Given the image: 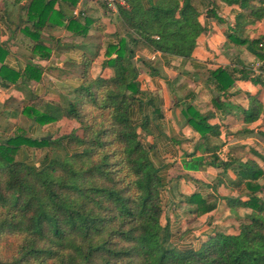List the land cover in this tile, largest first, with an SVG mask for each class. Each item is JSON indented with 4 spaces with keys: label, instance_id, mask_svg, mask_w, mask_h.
I'll return each instance as SVG.
<instances>
[{
    "label": "trees",
    "instance_id": "16d2710c",
    "mask_svg": "<svg viewBox=\"0 0 264 264\" xmlns=\"http://www.w3.org/2000/svg\"><path fill=\"white\" fill-rule=\"evenodd\" d=\"M79 0H28L29 19L37 31L43 24H63L62 4ZM117 18L121 29L116 42L105 50L102 73L91 74L93 59L84 57L82 83L59 107L60 115L42 114V123L65 118L77 127L54 140L32 139L24 134L0 139V264H264V170L254 160L233 157L220 160L215 154L196 157L194 151L184 167L198 171L206 166L232 170L229 180L234 198L214 195L185 201L195 219L215 211L220 200L238 217V210H250L237 234L213 232L198 249L179 248L172 243L169 224H163L164 184L149 151L141 141L133 109L142 103L139 70L133 64L140 49L192 59L205 28L202 15L223 19L216 2L236 7L238 12L228 40L262 61L264 72V0H121ZM106 10L105 6L99 0ZM56 3L59 7H56ZM76 19H81L76 18ZM71 20L86 33L90 22ZM71 23V22H70ZM256 33V36H251ZM145 61V60H144ZM107 69L113 74L108 75ZM36 79L41 71L28 67L26 74ZM245 72L221 66L208 72L214 86L210 97L215 109L231 113L222 102L232 96L230 89ZM17 78L21 75L16 73ZM217 92V95L214 94ZM244 123H254L263 112L262 104L251 98ZM151 102V101H150ZM188 123L209 146L219 127L211 124L212 110L202 113L192 105L185 109ZM160 117V116H159ZM66 142V144H64ZM40 147L58 144L71 152L60 160L49 154L38 165L21 158L22 145ZM264 162V155L254 152ZM211 158V159H209ZM196 181V180H195ZM202 184L215 192L225 180L218 175L213 184ZM215 231V230H214Z\"/></svg>",
    "mask_w": 264,
    "mask_h": 264
},
{
    "label": "crops",
    "instance_id": "0c3cea01",
    "mask_svg": "<svg viewBox=\"0 0 264 264\" xmlns=\"http://www.w3.org/2000/svg\"><path fill=\"white\" fill-rule=\"evenodd\" d=\"M27 4L28 0H0V136L8 138L24 134L37 140L51 136L56 139L63 120H67L63 118L43 124L41 115L61 114V111H57L60 110L59 107L49 108L51 104H62L65 99L71 98V92L81 85L84 57L93 59L91 74L94 78L102 73L106 47L109 43L116 42L115 33L121 29V24L118 14L110 13L118 24L104 42V36L96 29L101 23L103 27L107 24L108 11L99 0H79L75 7L71 2L61 5L63 24L58 22L48 28L45 23L36 31L35 21L29 19ZM216 5L217 14L223 22L204 15L200 17L205 33L199 39L192 59L140 49L134 60V65L139 70L140 88L146 91V95L141 98L142 103L134 107L133 119L139 126L141 141L152 153L151 159L164 184V204L167 207L163 220L170 226L172 243L182 249H198L207 236L214 232L213 221L212 224L204 225L199 237L188 226H183L184 221L194 217L189 213L191 206L187 204L185 197L199 191L205 198L216 194L221 197L230 194L234 198L239 195L237 192H230L228 181L237 178L232 170H228L226 174L228 176V172H231L233 176L227 179L222 176L225 183L215 192L211 188H204L202 184L198 185L196 181L210 183L218 177L221 169L212 166L198 171L185 169V161L190 159L188 155L194 151L196 157L210 155L206 150L209 146L206 147L199 133L188 123L184 112L188 104L202 113L214 111L215 116L209 122L219 127L220 136L215 139L222 141L224 145H232V149L224 153V147L221 146L220 149V146L214 144L217 147L215 154L220 160L233 156L241 158L243 162L247 159L254 160L262 168V163L264 164L254 154L256 150L248 147L254 141L250 137L253 131L263 136L261 144L264 147V126L262 129L256 126L260 123L264 125L263 63L248 52L245 46L235 45L228 40L227 34L234 24L238 9L220 1ZM56 7H59L58 3ZM80 17L81 19H76ZM84 17L90 22L86 33L81 32L71 21L84 24ZM259 29H264V20ZM251 36H256V33H251ZM221 66H231L238 72L245 70L249 77L259 80L254 84L250 79H239L230 89L231 98L220 97L222 102L232 108L230 114L215 109L210 97V88L213 91L214 86L209 81L208 72ZM28 67L41 71L38 79L29 73L26 77L22 76L26 74ZM106 71L108 75L113 74L112 69ZM16 73L21 77L17 78ZM251 98L262 104L263 112L256 122L244 123V112L250 108ZM70 125H74V122H70ZM54 128L56 135H52ZM239 148L241 151L237 152ZM42 149L39 145H22L21 158L38 165L33 162L32 155ZM65 149L71 152L69 148ZM242 150L245 152L242 153ZM251 152L256 158L252 157ZM47 154L49 153L45 157ZM260 154L264 155V152ZM209 177L210 180L206 179ZM219 207L220 201L217 208ZM215 211L197 220L205 221L208 216L213 217ZM245 213L250 211L246 210ZM179 242L183 243L177 245Z\"/></svg>",
    "mask_w": 264,
    "mask_h": 264
},
{
    "label": "rangeland",
    "instance_id": "374dc122",
    "mask_svg": "<svg viewBox=\"0 0 264 264\" xmlns=\"http://www.w3.org/2000/svg\"><path fill=\"white\" fill-rule=\"evenodd\" d=\"M106 16L108 17L107 24H105V26L103 27V24L101 23L99 26H97L98 29H96V31H99L100 34L102 36H104L103 37L104 38V42H106V39H105V38H107L106 36H108V34L110 32H113L115 30V26H117V24H118L116 18H114L110 14V12H108L106 14ZM25 124L21 123V125H25ZM238 126H239V124L236 125V127H238ZM256 126H259L262 129V126H264V125H263V123H260V125L256 124ZM75 127H77V125L75 123H74V125H70V122H67V121L63 120V124H61L59 130H60L61 134H64V133H68L70 130H73V128H75ZM26 128L27 127H25V129ZM55 129L56 128L53 129L54 133L52 135H56ZM48 133H50V132H48ZM250 137L252 139H254V141L251 142L252 146L248 145V147H250V149L256 150L259 153H263L264 152V147L261 144V141L263 140V136L261 134H256L253 131V133H250ZM5 138H6L5 136H0V139H5ZM54 140H56V139H54ZM211 142H212V144H217L218 146H220V149H221V146L224 147V148H222V150L223 149L225 150L224 153H226L227 150H231L232 149V145L231 144L230 145L229 144L228 145H224V144H222V141L216 140L215 138H213L211 140ZM46 147L47 146L43 147L42 150H40L36 154L32 155L33 162L38 163V164L41 163L44 160L45 154L47 152L53 158L60 159V160L64 159L67 156V154H68V151L64 147H62V146H60L58 144H52L51 146H48V148H46ZM256 148H258V150ZM240 149L241 148H239L237 152H240L241 151ZM214 152H216V151L212 147V148H209V150L207 151V154L208 153L212 154ZM243 152H245V151L242 150V153ZM251 155H252V157L256 158L255 155H253L252 152H251ZM259 162L262 163L261 160H259ZM262 166H263V170H264V164L263 163H262ZM218 175H220V177L223 176L220 173ZM231 176H233V173L228 172V176L226 174V176L223 177V178L227 179V178H231ZM206 179L210 180V177L206 178ZM215 182H216V179H213V180L210 181V183H207V184H213ZM228 183H229V181H228ZM162 194H163L162 195L163 207H164V212H165L166 211L165 209L167 207V205L164 204L165 192H163ZM257 195H259L261 198L264 199V193L258 192ZM201 197L205 198L202 194L199 193L198 195L192 196L191 198L189 197V200L191 201V203H193L195 205V203H196L195 201H197ZM213 197L214 196H209L208 198L212 199ZM245 211L246 210H244L242 208L239 209L238 210V217H237V215L231 210V208L227 207L226 201L225 200H220V207L216 209L215 213L213 214V217L208 216L207 220L200 221V220L195 219L193 216H191L189 219L184 221L183 226L184 225L188 226L189 230H193L195 236L197 235V237H199L200 231L203 229L204 225L205 224H212L211 221H213L214 222L213 223V227H214V230H215L214 232L226 233V234H237L238 230H239V225L242 222L245 221V216H246ZM164 216H166V214L165 215L163 214V218H162L163 224H165V222L163 220ZM211 218L213 220H210ZM194 238H196V237H194ZM187 241L190 242L189 240H187ZM180 243H183V242H179V243H177V245H179ZM185 243L188 244L187 242H185Z\"/></svg>",
    "mask_w": 264,
    "mask_h": 264
},
{
    "label": "built area",
    "instance_id": "2783aa9c",
    "mask_svg": "<svg viewBox=\"0 0 264 264\" xmlns=\"http://www.w3.org/2000/svg\"><path fill=\"white\" fill-rule=\"evenodd\" d=\"M110 13L118 14V3L123 4L121 0H100Z\"/></svg>",
    "mask_w": 264,
    "mask_h": 264
},
{
    "label": "water",
    "instance_id": "95a60500",
    "mask_svg": "<svg viewBox=\"0 0 264 264\" xmlns=\"http://www.w3.org/2000/svg\"><path fill=\"white\" fill-rule=\"evenodd\" d=\"M133 64H134V61H133ZM217 93H215V95H216ZM48 139H50V137H48Z\"/></svg>",
    "mask_w": 264,
    "mask_h": 264
}]
</instances>
